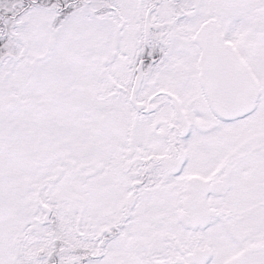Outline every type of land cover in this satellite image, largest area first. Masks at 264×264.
Listing matches in <instances>:
<instances>
[{
  "label": "snow or ice",
  "instance_id": "snow-or-ice-1",
  "mask_svg": "<svg viewBox=\"0 0 264 264\" xmlns=\"http://www.w3.org/2000/svg\"><path fill=\"white\" fill-rule=\"evenodd\" d=\"M0 264H264V0H0Z\"/></svg>",
  "mask_w": 264,
  "mask_h": 264
}]
</instances>
